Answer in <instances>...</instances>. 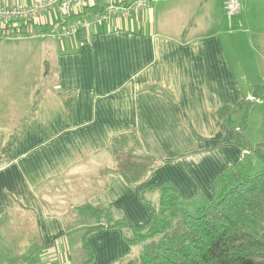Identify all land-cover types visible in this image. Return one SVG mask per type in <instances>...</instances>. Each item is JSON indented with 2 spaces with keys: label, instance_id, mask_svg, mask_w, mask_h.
Returning <instances> with one entry per match:
<instances>
[{
  "label": "crops",
  "instance_id": "crops-1",
  "mask_svg": "<svg viewBox=\"0 0 264 264\" xmlns=\"http://www.w3.org/2000/svg\"><path fill=\"white\" fill-rule=\"evenodd\" d=\"M150 1L132 19L92 24L85 43L59 40L50 66L55 78L42 87L33 77L20 88L19 79L5 78L3 60L13 51L0 44V264H80L86 257L78 234L67 230L74 210L112 207L133 227H145L155 207L142 201V190L171 183L183 202L210 203L216 180L247 154L235 144L238 123L262 88L237 66L236 34L224 26L236 24L254 43L253 64L264 65V0H235L232 12L227 0ZM107 5L94 0L72 16L57 7L47 23L20 21L19 35H45L51 23L55 29L68 17L91 18ZM193 22V34L184 35ZM224 108L233 113L220 117ZM247 132L250 144L264 143V130L258 138ZM127 133H137L158 161L137 186L112 171L113 139ZM88 241L92 264H125L142 249L129 246L120 230Z\"/></svg>",
  "mask_w": 264,
  "mask_h": 264
},
{
  "label": "trees",
  "instance_id": "trees-1",
  "mask_svg": "<svg viewBox=\"0 0 264 264\" xmlns=\"http://www.w3.org/2000/svg\"><path fill=\"white\" fill-rule=\"evenodd\" d=\"M76 38L85 43L86 29H80ZM256 90L257 95L259 88ZM69 98L66 106L71 114L72 97ZM248 111L246 107L235 139L236 146L247 154L216 180L212 202L197 206L183 202L171 183L142 190V201L154 205L155 214L150 224L141 228L133 227L124 214L112 207L87 204L74 210L67 230L78 234L86 257L80 264L94 262L88 238L103 230H120L129 246L142 248L125 264H264V143L252 145L246 139ZM232 113L227 108L219 111L220 117ZM14 142L15 138L2 154ZM111 153L116 162L112 171L133 186L143 183L158 164L144 151L137 133L114 137Z\"/></svg>",
  "mask_w": 264,
  "mask_h": 264
},
{
  "label": "rangeland",
  "instance_id": "rangeland-1",
  "mask_svg": "<svg viewBox=\"0 0 264 264\" xmlns=\"http://www.w3.org/2000/svg\"><path fill=\"white\" fill-rule=\"evenodd\" d=\"M74 12L70 14L63 13V15L72 16ZM96 13L98 12H95L94 15ZM94 15H92L91 18ZM73 20L75 19L68 17L66 21L61 23V25L55 29L53 28V24L47 26L45 35H42V33L39 35L32 34L26 36L14 35L1 40L0 44L9 46V48L13 51L11 57L8 56L3 60L4 63L6 62V67L3 71L5 78L8 81H12L16 78L19 79L20 82L17 81V84H19L18 88L22 87L21 80L24 79V84L27 85L30 77H33L34 81L38 80L37 83L41 87L44 84L43 81L49 82V77L53 80L55 78V71L54 68H50V66H54L57 54L60 51L58 49L61 46V44L58 42L60 39L57 37V35L62 31L63 28L70 25ZM94 23L96 22L91 23L90 26ZM226 24L228 23L226 22ZM198 25L200 26V24L197 23V27ZM90 26L84 29H88ZM195 27V22L191 23L187 27V31L184 33V35L188 36L193 34ZM224 27L227 31H231L236 34V36L232 37V39H234L237 43V53H234V61L236 62L237 66H243L246 70H248V75L252 78L255 86L259 85L262 88L261 91L257 93V95L254 94L255 101H253L251 105L248 106L249 111L247 114V134L249 133L251 137L253 134H255V137L258 138L260 137L261 131L264 130V65L261 63H257V65L253 64L255 58L254 43L250 41L248 36L239 32L240 28L236 27V24L229 22L228 26L226 25ZM76 34L72 37H75ZM263 42L264 38L260 37L259 46L261 50H263ZM45 55L46 57L48 56V58L50 56V59L46 61ZM0 61L2 62V58ZM249 68H251L252 72H249ZM50 73H52V76H50ZM29 83L32 84L33 82ZM32 263V260H30L29 264Z\"/></svg>",
  "mask_w": 264,
  "mask_h": 264
},
{
  "label": "built area",
  "instance_id": "built-area-1",
  "mask_svg": "<svg viewBox=\"0 0 264 264\" xmlns=\"http://www.w3.org/2000/svg\"><path fill=\"white\" fill-rule=\"evenodd\" d=\"M5 2L6 4L0 5V41L23 33L24 30L19 25L22 20H44L46 22L45 16L53 14L57 7L60 8L62 13L70 14L86 3H94V0H32L29 3L26 0H5ZM150 5V0H133L123 4L108 0V5L103 12H98L89 19L73 20L70 25L62 29L57 37L60 40L68 39L74 36L80 28H86L93 22L117 18L132 19L141 10L149 8ZM235 5V0H227L225 9L228 12H232L235 9Z\"/></svg>",
  "mask_w": 264,
  "mask_h": 264
}]
</instances>
